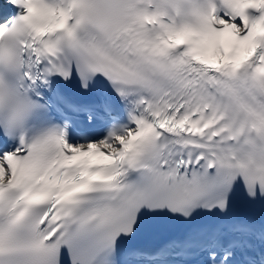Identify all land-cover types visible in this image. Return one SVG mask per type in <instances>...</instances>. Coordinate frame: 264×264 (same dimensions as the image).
<instances>
[{
    "label": "snow or ice",
    "instance_id": "snow-or-ice-1",
    "mask_svg": "<svg viewBox=\"0 0 264 264\" xmlns=\"http://www.w3.org/2000/svg\"><path fill=\"white\" fill-rule=\"evenodd\" d=\"M7 3L0 264H264V0Z\"/></svg>",
    "mask_w": 264,
    "mask_h": 264
}]
</instances>
